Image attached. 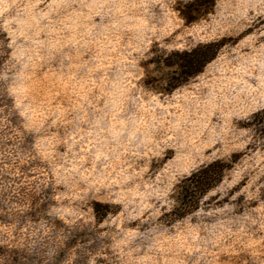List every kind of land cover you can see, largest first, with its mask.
Returning a JSON list of instances; mask_svg holds the SVG:
<instances>
[{"label":"rangeland","instance_id":"obj_1","mask_svg":"<svg viewBox=\"0 0 264 264\" xmlns=\"http://www.w3.org/2000/svg\"><path fill=\"white\" fill-rule=\"evenodd\" d=\"M0 264H264V0H0Z\"/></svg>","mask_w":264,"mask_h":264},{"label":"trees","instance_id":"obj_2","mask_svg":"<svg viewBox=\"0 0 264 264\" xmlns=\"http://www.w3.org/2000/svg\"><path fill=\"white\" fill-rule=\"evenodd\" d=\"M214 51V45H207L179 55L181 58L176 62V65L177 68H179V72L182 74V77L189 78L197 74L200 71L199 69L212 60ZM199 176L197 174L196 177L198 179L195 183H197V185H203V179Z\"/></svg>","mask_w":264,"mask_h":264}]
</instances>
